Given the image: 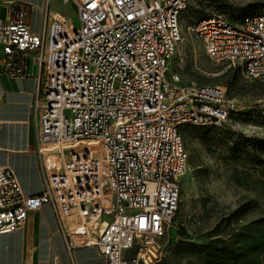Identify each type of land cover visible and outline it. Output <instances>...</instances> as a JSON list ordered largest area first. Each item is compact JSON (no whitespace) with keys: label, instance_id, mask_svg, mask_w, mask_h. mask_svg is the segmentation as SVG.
Instances as JSON below:
<instances>
[{"label":"built area","instance_id":"2783aa9c","mask_svg":"<svg viewBox=\"0 0 264 264\" xmlns=\"http://www.w3.org/2000/svg\"><path fill=\"white\" fill-rule=\"evenodd\" d=\"M62 1L78 26L46 7L34 33L12 1L0 16L1 71L37 80L31 113L45 174L41 192L27 194L0 166V234L49 204L72 220L62 231L69 250L74 235L106 264H157L179 230L183 127L226 126L237 106L222 87L167 78L189 0ZM187 29L211 60L264 78V13H213Z\"/></svg>","mask_w":264,"mask_h":264},{"label":"rangeland","instance_id":"374dc122","mask_svg":"<svg viewBox=\"0 0 264 264\" xmlns=\"http://www.w3.org/2000/svg\"><path fill=\"white\" fill-rule=\"evenodd\" d=\"M5 1L0 0L1 17L6 13ZM14 1L35 5L38 0ZM229 5L233 9H225ZM46 7L66 14L78 26L71 4L46 0ZM217 11L231 18L264 13V0H189L181 15L183 40L169 62L167 78L171 80L177 72L181 84L222 87L238 110L223 129L183 127L189 159L181 179L179 230L172 234L157 264H208L198 254H186L178 242L206 244L218 234L264 217V78L248 77L237 67L211 60L202 40L187 29L204 14ZM247 137L256 138L255 144L249 146L244 140ZM254 264H264V254Z\"/></svg>","mask_w":264,"mask_h":264},{"label":"crops","instance_id":"0c3cea01","mask_svg":"<svg viewBox=\"0 0 264 264\" xmlns=\"http://www.w3.org/2000/svg\"><path fill=\"white\" fill-rule=\"evenodd\" d=\"M14 2L26 12L32 32L45 30L46 0L34 4ZM49 15L61 13L51 11ZM50 18V17H49ZM36 72V68L34 69ZM37 88L35 76L12 78L0 69V166L13 169L27 194L41 192L45 182L42 158L31 106ZM72 220H61L52 205L30 212L25 225L14 232L0 234V264H106L96 246H82L80 236H70L74 248L69 250L62 234Z\"/></svg>","mask_w":264,"mask_h":264},{"label":"trees","instance_id":"16d2710c","mask_svg":"<svg viewBox=\"0 0 264 264\" xmlns=\"http://www.w3.org/2000/svg\"><path fill=\"white\" fill-rule=\"evenodd\" d=\"M227 7L229 8L225 9H233L230 5ZM213 13H224V11L206 13L200 19ZM209 128L223 129L225 126H210ZM244 140L249 146H252L255 144L256 138L247 137ZM178 243L184 247L183 251L186 254H198L205 258L208 264H254L264 254V217L232 228L227 234H218L216 238L206 244H195L190 241Z\"/></svg>","mask_w":264,"mask_h":264}]
</instances>
